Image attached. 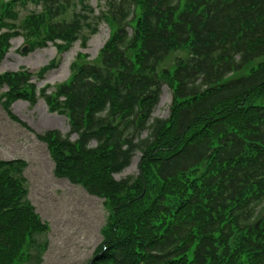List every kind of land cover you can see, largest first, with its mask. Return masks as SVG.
<instances>
[{"label": "trees", "instance_id": "16d2710c", "mask_svg": "<svg viewBox=\"0 0 264 264\" xmlns=\"http://www.w3.org/2000/svg\"><path fill=\"white\" fill-rule=\"evenodd\" d=\"M28 2L40 8L20 18ZM73 5L0 1V60L19 29L30 49L59 39L61 50L84 43L85 27L110 28L97 57L78 54L54 88L31 81L48 67L0 73V100L8 108L38 93L68 117L76 139L36 135L56 176L104 198L89 264H264V229L254 227L264 211V0H105L97 14L57 19ZM164 83L169 115L153 117ZM135 151L136 175L115 180ZM25 166L0 159V264H40L47 246L35 239L49 225L27 198Z\"/></svg>", "mask_w": 264, "mask_h": 264}, {"label": "rangeland", "instance_id": "374dc122", "mask_svg": "<svg viewBox=\"0 0 264 264\" xmlns=\"http://www.w3.org/2000/svg\"><path fill=\"white\" fill-rule=\"evenodd\" d=\"M87 1L93 8L92 13L84 10L82 4L74 0L75 5L67 7L57 19L68 20L73 12L90 16L97 14L105 0ZM39 8V4L28 2L26 5H18L16 10L19 11L20 18H23L30 10ZM18 31L19 33L12 35L8 41V50L0 60V73L27 70L37 74L43 67H48L43 78L32 76L31 81L37 88L45 84L54 88L68 79L71 74V62L78 54L85 55V61L95 59L110 35L109 26L105 22H99L95 30L84 28V43L80 38L72 41L67 49L58 50L59 39L44 42L39 40V43L30 49L23 31ZM24 45H28V48L22 52L21 47ZM183 53V50L172 53L169 58L172 60L176 54ZM170 63L168 60L163 65ZM5 90L7 87H0V92ZM171 97L170 87L162 84L158 103L151 115L167 118ZM47 130H57L64 136L69 134L71 140L77 138L75 133H70L68 117L59 111L50 110L38 93L34 103L23 98H13L8 108L2 107L0 100V159L21 158L26 161L23 176L27 198L35 207L41 221L49 225L46 232L35 235L37 242L47 244L40 264H89L102 240L101 230L107 216L104 198L90 194L82 185L71 182L66 177L54 174V161L46 142L36 135ZM146 133V130L143 131L141 136ZM90 143L96 144L94 140ZM139 159L140 152L135 151L129 163L113 173V178L119 181L136 175Z\"/></svg>", "mask_w": 264, "mask_h": 264}, {"label": "water", "instance_id": "95a60500", "mask_svg": "<svg viewBox=\"0 0 264 264\" xmlns=\"http://www.w3.org/2000/svg\"><path fill=\"white\" fill-rule=\"evenodd\" d=\"M28 48V45H24L21 47V51H25ZM254 227L258 230H263L264 229V211L261 215V217L256 221Z\"/></svg>", "mask_w": 264, "mask_h": 264}]
</instances>
